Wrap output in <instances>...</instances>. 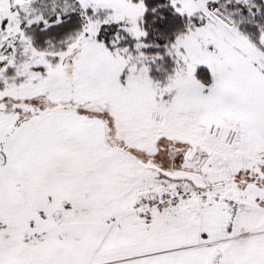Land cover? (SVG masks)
<instances>
[{
	"label": "snow or ice",
	"instance_id": "6c2138e0",
	"mask_svg": "<svg viewBox=\"0 0 264 264\" xmlns=\"http://www.w3.org/2000/svg\"><path fill=\"white\" fill-rule=\"evenodd\" d=\"M0 264H264V0H0Z\"/></svg>",
	"mask_w": 264,
	"mask_h": 264
}]
</instances>
